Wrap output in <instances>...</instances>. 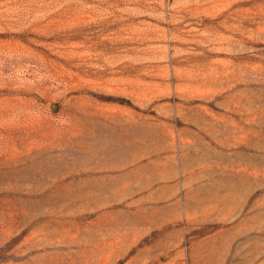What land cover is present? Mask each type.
<instances>
[{"label":"rangeland","instance_id":"374dc122","mask_svg":"<svg viewBox=\"0 0 264 264\" xmlns=\"http://www.w3.org/2000/svg\"><path fill=\"white\" fill-rule=\"evenodd\" d=\"M0 264H264V0H0Z\"/></svg>","mask_w":264,"mask_h":264}]
</instances>
